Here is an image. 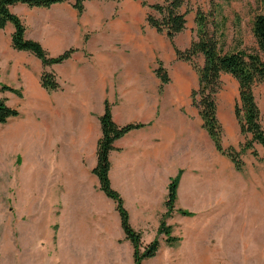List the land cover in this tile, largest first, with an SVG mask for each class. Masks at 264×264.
<instances>
[{"label": "rangeland", "instance_id": "374dc122", "mask_svg": "<svg viewBox=\"0 0 264 264\" xmlns=\"http://www.w3.org/2000/svg\"><path fill=\"white\" fill-rule=\"evenodd\" d=\"M160 1L147 0L148 4ZM118 6L121 9L116 17L127 27L138 28L141 65L154 72L161 60L166 67L170 82L164 97L172 98L174 91L181 89L169 86L184 83L189 87L192 106L199 112L191 96L198 87L197 71L189 61L177 58L165 32L158 33L149 26L147 16L153 10L142 0H122ZM181 10L188 12L187 28L176 37L183 50L196 38L198 11L206 14L210 33L226 51L258 48L252 31L255 16L263 11L258 0H186ZM0 32L9 33L10 26ZM123 52L126 64L131 63L132 49L127 45ZM197 61L203 63V57ZM146 74V70L141 72ZM222 78L217 103L223 143L226 148L240 150L251 135L242 134L235 112L239 84L231 74ZM7 80L9 85H16L12 78ZM8 83L0 82V98L17 108L19 116L0 123V264H134L131 242L116 238L119 226L112 213L111 234L101 241L86 231L85 220L79 231L69 215L66 179L56 174L59 154L43 141L48 125L54 126L51 115L55 102L42 99L39 90H46L40 82L23 83L20 96L1 90ZM254 91L264 125V81L256 84ZM118 92L121 94L120 89ZM174 107L168 105L169 110ZM255 149L257 156L251 150L242 153L243 171L236 170L232 161L219 153L221 161L204 184L189 185V189L197 187L205 192V201L199 206L192 193L188 197L196 210L203 209L191 217L179 213L172 216L173 235L181 237L175 246L166 243L165 235L154 237L148 232L146 242L159 237L161 246L157 255L143 264H264V152L258 143Z\"/></svg>", "mask_w": 264, "mask_h": 264}, {"label": "crops", "instance_id": "0c3cea01", "mask_svg": "<svg viewBox=\"0 0 264 264\" xmlns=\"http://www.w3.org/2000/svg\"><path fill=\"white\" fill-rule=\"evenodd\" d=\"M121 2L84 0L82 14L74 7V0L50 8H31L24 4L10 7L23 20L26 38L41 42L51 55L76 49L63 63L47 67L57 74L61 89L50 92L54 98L47 90L48 93L39 90L42 99L56 104L51 115L54 126L48 125L43 141L59 154L56 174L66 179L65 200L69 202L70 217L79 231L83 230L81 225L85 220L86 231H92L99 241L111 234V213L119 226L116 238L125 239L116 204L101 189L100 180L93 172L98 163L100 117L106 100L112 104L113 119L118 125L145 124L115 141L109 173L112 187L125 200L133 227L141 230L143 237L148 232L154 237L158 235L167 210L168 185L180 169L184 172L177 208L189 209L195 215L203 207L196 210L193 199L188 197L192 193L199 206L205 201V192L197 187L189 189V185L204 184L206 176L221 161L220 152L203 128L198 110L192 106L189 87L177 82L169 87L181 89L174 91V97L165 98L167 84L161 91V80L155 69L151 72L141 65L138 28L127 27L116 17ZM7 26H10L9 33L0 32V82L8 83L7 78H12L16 85L8 83V86L15 89L23 88V83L30 80L40 82L42 62L28 51L12 48L13 28ZM127 45L133 52L129 64L123 52ZM144 70L147 74L143 76ZM169 104L175 107L169 110ZM171 218L167 219L169 224Z\"/></svg>", "mask_w": 264, "mask_h": 264}, {"label": "trees", "instance_id": "16d2710c", "mask_svg": "<svg viewBox=\"0 0 264 264\" xmlns=\"http://www.w3.org/2000/svg\"><path fill=\"white\" fill-rule=\"evenodd\" d=\"M68 1L71 0H0V29L11 25L13 28L11 33L12 48L18 51H28L42 62L44 70L40 76V83L49 93L60 90L61 84L57 74L48 70L47 67L63 63L72 56L76 49L70 48L60 55H51L41 42L26 38V26L23 20L12 12L10 7L16 4H24L31 8H50L54 4ZM258 1L261 3L263 11L255 16L252 25L258 48L226 51L219 40L210 33L208 18L201 11H198L196 18V38L184 50L177 46L176 36L187 28L188 12L181 10L186 0H162L154 4H148L147 0H142L144 6L149 5L153 10L147 16L148 24L159 33L165 32L174 47L177 58L189 61L196 69L198 87L191 94L193 105L199 109L203 128L211 137L217 151L226 155L238 171H243L245 167L243 152L251 150L252 154L257 156L256 143L263 147L264 152V125L254 91L255 85L264 81V0ZM73 5L79 14L85 10L84 0H74ZM199 57H203V63L197 61ZM155 72L161 80L160 90L162 91L164 85L170 82V77L161 60H158V67L155 68ZM224 74H231L239 84V101L236 104L235 112L242 134L251 135L240 150L234 147L226 148L223 143L224 129L218 116L217 95L223 87L222 77ZM1 90L10 91L18 96L21 95L20 89L8 85H2ZM6 101V98H0L1 124L19 116L18 109L9 106ZM100 122L102 136L98 142V163L93 172L100 180L101 189L116 204L125 239L129 240L133 247L134 264H143L145 260L155 257L160 250L159 237L146 242L143 232L133 227L125 200L121 193L112 187L109 173L111 169L110 153L115 148V141L131 130L141 128L145 124L118 125L113 119L112 104L108 100H106L105 111L100 117ZM183 172L184 170L180 169L168 185L165 201L167 210L162 216L158 230V235H165L166 243L169 246H175L181 237L173 235V226L168 223L167 219L175 213L183 216L194 215V212L189 209L177 208L178 188Z\"/></svg>", "mask_w": 264, "mask_h": 264}]
</instances>
